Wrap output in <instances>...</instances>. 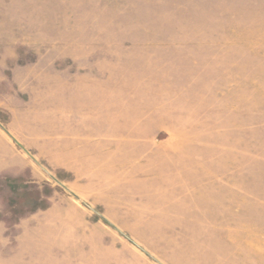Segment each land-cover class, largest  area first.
Returning <instances> with one entry per match:
<instances>
[{
    "label": "rangeland",
    "instance_id": "374dc122",
    "mask_svg": "<svg viewBox=\"0 0 264 264\" xmlns=\"http://www.w3.org/2000/svg\"><path fill=\"white\" fill-rule=\"evenodd\" d=\"M93 60L175 77L166 83L177 88L175 107L195 140L209 141L210 177L219 172L210 184L221 191L210 197L224 201L225 226L114 227L55 174L26 164L16 177L0 173L1 263L19 223L38 219L58 224L45 233L61 251H95L105 239L130 264H264V0H0L1 135L25 151L15 136L41 110L32 80ZM14 154L0 144V169L25 165ZM50 206L58 209L44 217Z\"/></svg>",
    "mask_w": 264,
    "mask_h": 264
},
{
    "label": "crops",
    "instance_id": "0c3cea01",
    "mask_svg": "<svg viewBox=\"0 0 264 264\" xmlns=\"http://www.w3.org/2000/svg\"><path fill=\"white\" fill-rule=\"evenodd\" d=\"M75 61L72 68L32 80L30 102L41 110L34 114L40 118L15 136L25 151L0 133V144L26 163L0 173L16 177L27 165L36 175L47 170L81 200L101 208L114 227L152 225L148 221L169 227L225 226L224 201L220 205L210 197L221 191L219 172L211 178L208 171L209 141L195 140L188 115L175 107L170 94L177 88L166 85L175 77L129 73L94 60L82 70ZM3 162L0 155V166ZM210 179L213 184L218 180L215 186ZM55 209L50 206L43 216ZM57 225L22 220L5 264H130L123 250L109 253L105 239L95 251L58 250L57 241L45 233Z\"/></svg>",
    "mask_w": 264,
    "mask_h": 264
}]
</instances>
